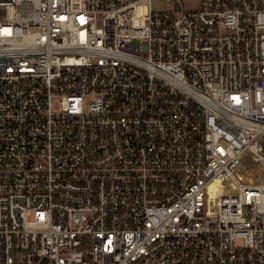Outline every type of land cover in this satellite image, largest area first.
I'll use <instances>...</instances> for the list:
<instances>
[{"label":"built area","instance_id":"obj_1","mask_svg":"<svg viewBox=\"0 0 264 264\" xmlns=\"http://www.w3.org/2000/svg\"><path fill=\"white\" fill-rule=\"evenodd\" d=\"M153 1L0 0V264H264V0Z\"/></svg>","mask_w":264,"mask_h":264},{"label":"rangeland","instance_id":"obj_2","mask_svg":"<svg viewBox=\"0 0 264 264\" xmlns=\"http://www.w3.org/2000/svg\"><path fill=\"white\" fill-rule=\"evenodd\" d=\"M200 0H182V5L186 10L189 9H197L199 5ZM153 7L155 11H175V9L178 10V12H181L180 6L176 5L174 1L169 0H154L153 1ZM177 15H179L177 13ZM247 182H253L257 178V171L253 167L248 168V172L245 175ZM235 192V190L231 191Z\"/></svg>","mask_w":264,"mask_h":264}]
</instances>
